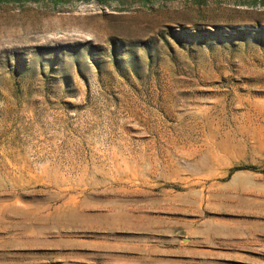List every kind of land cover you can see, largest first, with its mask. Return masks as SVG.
Wrapping results in <instances>:
<instances>
[{
    "label": "rangeland",
    "instance_id": "374dc122",
    "mask_svg": "<svg viewBox=\"0 0 264 264\" xmlns=\"http://www.w3.org/2000/svg\"><path fill=\"white\" fill-rule=\"evenodd\" d=\"M0 264H264V0H0Z\"/></svg>",
    "mask_w": 264,
    "mask_h": 264
},
{
    "label": "trees",
    "instance_id": "16d2710c",
    "mask_svg": "<svg viewBox=\"0 0 264 264\" xmlns=\"http://www.w3.org/2000/svg\"><path fill=\"white\" fill-rule=\"evenodd\" d=\"M235 170H238V169H235Z\"/></svg>",
    "mask_w": 264,
    "mask_h": 264
}]
</instances>
